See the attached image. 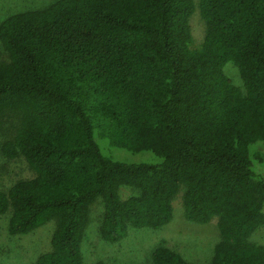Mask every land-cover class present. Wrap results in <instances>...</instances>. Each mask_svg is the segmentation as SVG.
Masks as SVG:
<instances>
[{
  "label": "trees",
  "instance_id": "trees-1",
  "mask_svg": "<svg viewBox=\"0 0 264 264\" xmlns=\"http://www.w3.org/2000/svg\"><path fill=\"white\" fill-rule=\"evenodd\" d=\"M196 8L205 32L192 47ZM0 42V154L33 172L0 188V218L12 235L52 224L33 264H83L98 198L100 235L117 242L129 227L169 223L181 189L185 219H217L202 264H264L250 239L264 225L252 150L264 142V0H53L3 18ZM96 126L111 146L159 161L103 155ZM121 185L137 194L122 199ZM152 261L196 264L163 245Z\"/></svg>",
  "mask_w": 264,
  "mask_h": 264
},
{
  "label": "rangeland",
  "instance_id": "rangeland-1",
  "mask_svg": "<svg viewBox=\"0 0 264 264\" xmlns=\"http://www.w3.org/2000/svg\"><path fill=\"white\" fill-rule=\"evenodd\" d=\"M51 1L53 0H0V21L11 13L43 7ZM197 1L195 0L196 3ZM189 24L193 39L192 47H197L205 32V25L198 8L190 17ZM5 59L7 54L0 42V60ZM224 70L235 84L242 85L239 71L232 62H227ZM5 119L9 125L12 123L8 120L9 118ZM7 123L4 126H7ZM94 137L101 153L112 159L127 163L159 161V157L150 151L132 152L111 146L108 139L102 136L100 126L94 128ZM253 149L262 156V162L256 164V169L264 177V142L257 141L252 145ZM32 174L33 172L22 160H8L0 154V188L19 177H28ZM182 193L183 189L173 200V218L169 223L159 228L129 227L127 234L117 242H108L100 235L104 202L102 198H98L91 206L90 222L81 244L83 264H94L99 260L113 264H154L152 252L160 245L177 251L190 262L196 264L207 262L219 239L217 219L214 218L204 224L185 219ZM119 194L122 199H125L137 194V190L132 186L121 185ZM6 221V216L0 218V264H33L36 256L49 245L52 224L27 234L12 235L6 229ZM250 239L264 245V225L257 228Z\"/></svg>",
  "mask_w": 264,
  "mask_h": 264
}]
</instances>
